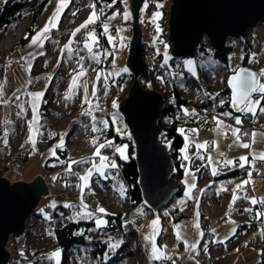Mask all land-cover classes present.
<instances>
[{"label": "rangeland", "instance_id": "374dc122", "mask_svg": "<svg viewBox=\"0 0 264 264\" xmlns=\"http://www.w3.org/2000/svg\"><path fill=\"white\" fill-rule=\"evenodd\" d=\"M152 1L145 0L139 8V24L140 26L144 25L142 21L140 22L143 17L153 24V29L146 30L147 33L143 31V38L146 39L150 32L156 51L162 53L160 60L167 62L168 57L171 56L170 43L159 36V18L162 5L164 4L168 8L171 1L167 0L169 4H166L163 1L154 0L155 9L152 12H147L149 7L152 10L151 7L154 5ZM3 2L4 0H0V4ZM64 2L67 7L71 0H64ZM58 3L60 0L52 2L47 7L36 24L35 33L25 45L18 48L15 46L29 22L28 19H25L20 25H12L5 34L0 36V84L3 85V99L7 101V103L0 102V143L3 136L8 133L10 144L15 148L12 151L14 158L29 157L21 166L9 169L5 175L8 181H14L33 178L36 171L37 178H43L49 190L41 197L35 209L44 203L49 206L70 205L71 214L75 218L88 219L93 212L102 208L104 212H98L103 215H98L94 219L96 227L100 228L105 225L104 215L107 213V209L111 212H124L127 207L122 194L114 197L115 199L111 195H103L98 189H94L90 177L91 174L104 175L106 166L116 164L115 160H112L113 162L111 159L109 160L114 149L119 158L127 157L126 142L112 146L109 140L104 141L102 133L106 126L105 112L110 113L108 115L112 120V125L117 130L122 131L124 126L116 109V104L122 99L116 101L114 96L117 93L116 88H109L107 83H109L108 78L114 81L118 76L128 71L125 62L128 40L131 36L129 26L132 18L127 11L130 0H124L123 3V9H126L125 12L129 14L127 20L124 18V14L118 15L114 11L104 17L99 16L91 0H85L82 12L74 20L71 21L70 16L61 20L66 9L63 7L56 26L50 28L37 43L33 44V38L42 33L45 25L49 23L56 12ZM93 12L96 14L94 22L81 28V25L86 24ZM157 12L160 15L153 20V16ZM97 22H99L102 32L105 33L112 51V58L108 62V66L103 68H98L101 50L95 44L97 37L94 25ZM105 25L107 31H105ZM147 28H150L149 23H147ZM77 29L80 30L76 31ZM90 34L95 37L94 41L89 39ZM167 35L168 33L166 38ZM245 35L253 43L257 59L264 58V24H258L247 30ZM242 39L226 40V43H232V46L235 47L234 53L229 57L231 72L239 68L241 61L239 48ZM86 44L88 47H85ZM149 48L150 45L147 49ZM107 56H109V52L105 51L104 63L107 62ZM148 57L147 59H150L152 56ZM257 59H252L251 63L255 64ZM180 60L189 75L194 76L198 70H201L207 77L206 79L211 80L216 87L221 86L223 72L216 60H212L209 56L189 57ZM189 61L191 64L188 63ZM262 71H264V67L258 69L259 73ZM81 72L83 75H80ZM74 79L76 80L75 85H73ZM129 82L128 77L124 79L123 84L119 86L120 92L128 90L131 84ZM177 83L179 89L189 91L191 80L188 77L185 79L179 75ZM46 91L52 98L50 118L53 122L51 123L48 121L41 123L40 121L38 107H40ZM37 93L41 94L38 99L34 98ZM188 98L192 103H197L200 96L190 92ZM251 100H259V97H252ZM33 105H35V120L33 119ZM258 112L260 111L257 107L256 114ZM193 113L195 118L202 116L204 119H209L211 116L204 110H197ZM261 116H264V113ZM211 119L212 125L207 128L196 130L194 133H183L184 145L180 151L185 165L181 180L183 194L181 197L175 198L170 206L182 209L185 217L173 222L170 220V210L167 208L159 215H154L150 210L143 212L140 224L137 227L129 228L133 234H130L127 239L131 242L126 245L125 250L117 252L116 255H123V259L115 264H156L155 260H158L159 264H251L255 261L258 256L255 245L261 243L262 238L260 233L250 232L247 235H240L235 242L241 241L239 243L241 248L233 245L235 242L227 246L219 244L224 243L235 232L238 223L247 222L248 218L254 215L259 217L261 212L264 217V203H261L264 201V161L253 160V157H258L264 152V131L255 128L251 133V138L243 140L237 133L233 135L232 130L237 128L235 124L228 123L216 116H212ZM259 119L263 121L261 118ZM75 120H78L79 123L70 128V136L67 139L68 126H71L72 121ZM30 136L35 140V145L29 142ZM52 137L55 139L48 143V138ZM243 144H248L249 147H242ZM199 145H204V147H198ZM58 147L68 149V160L61 159L56 152ZM97 149H99L98 155L96 154ZM37 153L41 158L36 160L33 156ZM193 155L194 161L190 163L189 157ZM81 157L87 159L72 168L73 159ZM101 157L107 159L101 161ZM241 157H246L247 162L241 161ZM49 159L47 168L45 165ZM7 161L8 158L4 157L3 167L8 165ZM241 163L249 167L248 171L251 176L248 173V176L244 178L229 182H217L211 194L215 198L201 202V196L205 193V189L202 188L199 193L198 190L195 191L197 186L204 187L209 184L210 178L214 175L213 172L220 171V168H222L220 172H226L241 167ZM200 165H203L204 169L201 180L198 182L193 166ZM62 173L67 178V185L56 184L57 178ZM81 177L87 178L81 179ZM246 181L248 183H245ZM87 182L91 186L90 193L83 194L87 191L85 189L80 194V187L84 189ZM63 189L67 191V197L59 196V191ZM88 194L91 196L87 197ZM76 199H79L81 205L76 204ZM253 199L257 201L255 204L260 203L263 207L261 212L258 208L252 207L255 205L251 203ZM237 209H242L244 212L238 213ZM98 220L103 221L99 226L97 225ZM153 221L158 223L153 226ZM50 223H32V220L29 223L31 230L29 246L31 249L34 250L40 246L46 247L48 250L42 256H38L40 257L39 264H55L59 260V255H55V253H59V250H55L53 236L49 234ZM204 230L210 233L213 244H218L212 245L211 250L206 248L209 238L205 239L202 244L200 243ZM212 234H217V236L212 237ZM22 237L20 236L19 240ZM113 242L114 245H121L120 234L113 236ZM193 243L196 245L194 250L191 248ZM153 245L158 250L160 259H153ZM12 247L13 245L10 244L9 249L11 250ZM32 250L27 253L21 252L16 256L14 262V256L11 255L12 259L8 264H33L37 258ZM74 250V248L71 249L72 252ZM75 258V262L72 264H80L81 255H77Z\"/></svg>", "mask_w": 264, "mask_h": 264}, {"label": "trees", "instance_id": "16d2710c", "mask_svg": "<svg viewBox=\"0 0 264 264\" xmlns=\"http://www.w3.org/2000/svg\"><path fill=\"white\" fill-rule=\"evenodd\" d=\"M56 0H4L3 3L0 4V36L5 34L12 25H17L22 23L25 19H28L29 22L26 24V27L23 30L21 37L16 42V48L21 47L28 43L33 34L35 33L36 24L43 13L47 9L48 6L55 2ZM124 1V0H123ZM148 1V0H147ZM85 0L76 1L71 0L66 9L63 12L61 20H63L66 16H70L71 21L74 20L80 12L83 10ZM95 11H97L98 15L101 17L106 16L110 12L115 10V7L119 4L120 0H91ZM155 6V1H152ZM163 3L169 4V1L164 0ZM169 6V5H168ZM129 7V6H128ZM127 7V11L130 13V10ZM161 16L159 18L160 22V31L159 36L163 37L165 40L167 34V16L168 9L166 5H162L161 7ZM102 10V11H101ZM126 11V9H125ZM140 11V10H139ZM150 7L147 12H152ZM125 13V12H124ZM119 15V13L117 12ZM123 15V14H122ZM131 20V19H130ZM132 21V20H131ZM143 22L144 25L141 26L142 38L141 47L143 52L144 61L148 67V82H143L140 80L141 85L146 89L155 90L160 93L164 98V105L162 108L161 116L159 121L157 122L159 126L164 131V135L161 136L160 140L162 142L169 144L168 155L172 160V164L174 166V173L170 178V182L173 183L174 186L177 187L178 194H175L173 199L168 205L162 207L158 214L159 215L164 209H169L170 212V220L173 222L178 221L179 219L184 218V213L182 209L177 207L171 208V203L177 197H181L183 194V184L182 178L184 174V161L181 156V148L184 145V132L194 133L196 130H203L208 126L212 125L210 119L212 116H216L221 120H224L228 123H233L237 126L236 129L238 136L243 140H248L251 138V133L255 128H259L264 131V116H261L262 113L258 112L256 115H252L247 111H241L245 106L234 104L229 96V92L226 88V77H228L231 73L229 70V57L235 51V47L232 46V43H226L225 48L222 52L217 53L212 50L208 42L205 38L200 40L198 45L195 57H204L209 56L212 60H216L223 72V79L221 86H215L211 80L206 79L207 77L203 74L201 70H198L196 75L191 76L184 69V64L180 59L174 58L172 56L168 57L167 62H162L160 59L162 57V53L157 52L155 49V43H153L152 36L148 33V37L143 38V31L151 30L154 28L153 24H151L146 18L143 17L140 22ZM147 23L150 24V28H147ZM130 28V26H129ZM94 29L96 32L97 40L95 41L98 48L101 50L100 52V62L98 64V68H103L104 66H108V62L112 58V51L110 47V43L104 32H102V28L97 22L94 25ZM115 30V28H114ZM147 33V31H146ZM253 43L247 38L244 37L242 39V43L240 44L239 54L241 56V61L239 67L246 66L252 70H254L259 76V82L264 84V77L260 76L258 69L264 67V58L257 59V55L254 49ZM151 45L153 47V54L150 59L145 58L146 49ZM105 51L109 52V56H107V62H103ZM256 58L257 62L255 64L251 63V60ZM101 62H103L101 64ZM182 75L183 78H189L191 80L189 91L179 89L177 83V77ZM129 78V83L132 81V76L129 72H125L118 76L114 81L111 78H108L109 88L115 89L116 92L114 96L116 97V101L123 99L127 94V89L123 92H120L119 86H121L124 82L125 78ZM197 93L200 96V99L197 103H192L188 98V93ZM252 97H259L260 106L264 107V98L261 97L259 92H254ZM251 97V98H252ZM42 103L40 104L39 114L40 121L44 123V121L53 122L51 117V107H52V98L49 97L48 91H46L42 98ZM204 110L208 112L211 116L209 119H204L202 116L194 117V111ZM187 113V114H185ZM110 113H104V121L106 126L104 127V131L102 136L104 141L109 140L112 146L117 145L122 142H126V158H119L115 149L110 155L109 160H115L116 167L108 168L104 175L101 174H91V180L97 181L99 187H108L111 184L116 183L119 191L117 195L122 194V198L127 205L126 211H115L111 212L107 209V213L105 216V225L103 227H96V221L94 219L97 216H101L103 214L99 213L98 210L92 213L90 218L81 219V217L75 218L71 214L70 205H55L49 206V204L44 203L38 209H35L31 212V215L28 217L25 225V231L22 233V239L19 240V237L14 240H9L8 245L12 244V249H8L13 253L14 256L13 262L16 261V256L21 254V252L31 251V246H29V235H30V220L33 222H46L50 223L49 225V234L53 236V243L55 244V250H59V260L55 264H72L75 257L77 255H81L80 264H115L116 262L123 259V255H116L121 250H125L126 245L131 242L127 238L129 235L133 234L129 228L137 227L141 222V217L143 212L149 211L147 207L143 204L140 196L139 187H137V173L136 166L134 161L132 160L133 149L130 145V141L124 135L125 128L123 126V130L119 131L117 128L112 125V120L108 115ZM260 116V117H259ZM240 119L241 123L237 124L236 119ZM261 118L263 121H261ZM212 120V119H211ZM78 120L72 121L71 126H68L67 131V139L70 136V128L76 124H78ZM39 137V135H38ZM48 143L55 139V137L48 138ZM7 140V143H5ZM10 136L8 133L3 136L2 142L0 143V178L5 177L7 171L11 168L15 169L21 166L29 157H25L23 159L14 158L13 150L15 149L10 144ZM22 143V142H21ZM56 152L59 154L61 159L68 160L69 151L67 148H57ZM97 157V155H95ZM4 157L8 158V165L3 167ZM87 157V156H86ZM86 157H81L78 159H73L72 168H75L80 162L87 159ZM91 157V156H90ZM41 158V156H40ZM39 158V159H40ZM190 163L194 161V155L189 157ZM56 160V159H55ZM50 159L46 163V167L48 168V163ZM75 162V163H74ZM113 162V161H112ZM194 172L197 173V181L201 180V174L203 172L204 166H193ZM222 168H220V171ZM249 167H237L232 170L226 172H215V174L210 178L211 182L209 184L202 186H197L195 191L198 192L203 188L205 189V193L201 196V202H205L210 199H214L215 197L211 195L213 193V187L220 181H232L234 179H240L248 176ZM72 172V171H70ZM107 173V174H106ZM66 176L64 173L60 174L57 178L56 184L59 185H67ZM90 186V185H89ZM89 188V187H88ZM90 189V188H89ZM65 191V189H63ZM61 192V191H60ZM66 196H68L67 191ZM200 193V192H199ZM59 196H62L59 193ZM117 196V197H118ZM253 208H258L260 212L263 210L260 203L252 206ZM137 213H136V211ZM238 213L244 212L242 209H237ZM254 212V211H252ZM250 232L260 233L262 238L260 240L261 243L255 245L256 250L258 251V256L255 261L251 264H264V217L261 215L259 217L253 216L248 218L247 222L238 223L236 230L230 237H228L224 243L219 245H229L234 243L240 235H247ZM120 234L122 243L119 247H110L114 246L113 236ZM95 235V237H92ZM200 243L202 244L205 239L209 238V244H207L206 248L211 250L213 248V241L210 237V233L207 230L203 231L201 235ZM217 236V234H212V237ZM241 242V241H240ZM239 240L235 242V244L239 248L240 246ZM245 244V243H243ZM75 249L73 252L71 249ZM54 250V251H55ZM35 257L37 258L33 264H39L40 257L42 254L48 252L46 247L38 246L36 249L32 250ZM160 262L162 260H159ZM12 262V263H13ZM156 264H159L158 260H155ZM15 264V263H14ZM205 264V263H199Z\"/></svg>", "mask_w": 264, "mask_h": 264}, {"label": "water", "instance_id": "95a60500", "mask_svg": "<svg viewBox=\"0 0 264 264\" xmlns=\"http://www.w3.org/2000/svg\"><path fill=\"white\" fill-rule=\"evenodd\" d=\"M144 1L130 0L131 36L125 65L132 81L126 97L116 104V109L125 126L124 135L133 149L131 158L136 166V184L141 200L155 215L171 202L178 190L170 182L174 166L167 154L169 144L160 140L164 131L157 123L164 98L155 90L144 88L139 82L143 80L146 83L149 80L140 40L139 8ZM170 1L167 40L171 56L177 59L195 57L196 47L202 38L206 39L212 50L220 54L227 39L244 38L247 30L264 24V0ZM241 70L257 74L241 66L226 77V88L232 102L237 100L240 90L230 85L229 81ZM257 81L259 83V76ZM245 103L241 100L234 104L245 106ZM43 180L37 178L36 171L33 178L14 181H8L6 175L0 178V264L9 263L7 244L10 237L17 238L24 233L28 217L49 190Z\"/></svg>", "mask_w": 264, "mask_h": 264}, {"label": "snow or ice", "instance_id": "6c2138e0", "mask_svg": "<svg viewBox=\"0 0 264 264\" xmlns=\"http://www.w3.org/2000/svg\"><path fill=\"white\" fill-rule=\"evenodd\" d=\"M63 7H66V3L64 2V0H60V3H58L57 5V10L54 13L53 17L50 19L49 23L45 25L44 29L42 30V33L38 34L37 37H34L32 40V43L35 44L37 43V41L40 39V37L44 34L47 33L50 28L55 27L56 23L58 22V17L63 9ZM102 11V10H101ZM95 12L92 13V15L89 17V20L86 22L85 25H81V28L86 27L87 24H91L94 22L95 19ZM159 13H155L153 16V20H155L157 17H159ZM124 18L127 20L129 18V14L127 12L124 13ZM80 29H77L76 31H79ZM105 31H107V26L105 25ZM73 35H75V33H73ZM89 39L91 40H95V37L91 36V34L89 35ZM85 47H88V45L86 44ZM91 50V49H89ZM189 64H191V61L188 62ZM30 67V66H29ZM80 75H83V72L80 73ZM260 76L264 77V71H262L260 74ZM241 77H243V79H241ZM76 80H73V85H75ZM230 85H233L234 88H238L240 90V94L237 98V100H234V103H238L239 101H245V107L243 109H240L241 111H247L252 113V115L256 114V108H259V111L261 113H264V107L260 106V101L256 100V101H252L250 98V94L252 92H259L261 94V97L264 98V84H258L257 81V74L255 73H251V72H244L243 70H241L239 73H237L236 76H234L233 78L230 79L229 81ZM41 94L37 93L35 94L34 98H39ZM4 93H3V85L0 84V102H4L7 103V101H5L3 99ZM67 98V97H66ZM16 99H19V97H16ZM115 106V105H114ZM34 108V112H33V119H36V113H35V105H33ZM187 114V113H185ZM215 119V118H214ZM219 123V122H217ZM236 123L240 124L241 121L240 119H236ZM31 128V125H30ZM95 130V129H94ZM233 131V135H235L239 130L238 129H234ZM254 135V134H253ZM29 142H31L33 145H35V140L30 136L29 137ZM5 143H7V140H5ZM101 147H103V145H101ZM198 147L203 148L204 145H199ZM242 147L248 148L249 145L248 144H243ZM97 155L99 154V149H97ZM121 155H123V152H121ZM107 158L101 157V161L105 160ZM241 161L243 162H247V158L246 157H241L240 158ZM255 159H259L264 161V152H262L258 157H253V160ZM75 163V162H74ZM228 163H231V161H228ZM244 164L241 163V167H243ZM95 167V165H94ZM111 167L115 168L116 165L112 164ZM213 174H215V172H213ZM249 175L251 176V173H249ZM87 177H81V179H86ZM245 183H248V181H246ZM186 195H188V193H186ZM235 196H234V200H235ZM252 204L257 203V201L255 199H253L251 201ZM261 203H264V201H261ZM98 211L100 212H104V209L100 208L98 209ZM103 221H97V225L99 226L100 224H102ZM156 223H158L157 221H153V226L156 225ZM147 239V237H146ZM110 247H119V245H114V246H110ZM196 247V245L193 243L191 245V248L194 250ZM55 255H59V253H55ZM152 257L153 259H160V255L158 254V250L156 249L155 245H153V253H152Z\"/></svg>", "mask_w": 264, "mask_h": 264}, {"label": "built area", "instance_id": "2783aa9c", "mask_svg": "<svg viewBox=\"0 0 264 264\" xmlns=\"http://www.w3.org/2000/svg\"><path fill=\"white\" fill-rule=\"evenodd\" d=\"M123 3H124V1L123 0H120L119 4L115 7V10L119 13V15H122L125 12V9H123L124 8L123 7ZM151 9L152 10L155 9L154 5L151 7ZM152 49H153V47L150 45V48L146 50V53H145V58L146 59H147L148 56H149L148 58H150L152 56V54H153V50ZM33 157L37 160V159L40 158V154L37 153ZM92 183H93L94 189H98L103 195H111V196H113V198L118 196L117 195V192H116L117 189H118L116 183L111 184V186H108V187H103L104 190H102L99 187V184L97 183V181L93 180ZM59 193L61 195H65L66 196V192L63 191V190L61 192L59 191ZM11 239L14 240L16 238L10 237L9 240H11ZM11 255H13V253L10 252V260H9V262H11V259H12V256Z\"/></svg>", "mask_w": 264, "mask_h": 264}, {"label": "crops", "instance_id": "0c3cea01", "mask_svg": "<svg viewBox=\"0 0 264 264\" xmlns=\"http://www.w3.org/2000/svg\"><path fill=\"white\" fill-rule=\"evenodd\" d=\"M108 168H113V167H111V165H109L108 167L106 166V168H105V172H106V169L108 170ZM107 174V173H106ZM89 187V182H87V184L84 186V189H82V187H80V189H79V193L81 192H83L85 189H87V191L86 192H83V194H86V193H90V189L88 188ZM89 191V192H88ZM80 193V194H81ZM87 197H89V196H91L90 194H88V195H86ZM76 204H78V205H81V203H80V201H79V199H76Z\"/></svg>", "mask_w": 264, "mask_h": 264}, {"label": "bare ground", "instance_id": "6f19581e", "mask_svg": "<svg viewBox=\"0 0 264 264\" xmlns=\"http://www.w3.org/2000/svg\"><path fill=\"white\" fill-rule=\"evenodd\" d=\"M89 188H90V190H91V186H89ZM101 189H102V190H104V188H103V187H101Z\"/></svg>", "mask_w": 264, "mask_h": 264}]
</instances>
